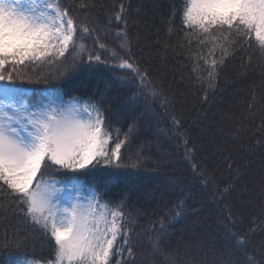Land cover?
Returning <instances> with one entry per match:
<instances>
[{
	"label": "trees",
	"instance_id": "16d2710c",
	"mask_svg": "<svg viewBox=\"0 0 264 264\" xmlns=\"http://www.w3.org/2000/svg\"><path fill=\"white\" fill-rule=\"evenodd\" d=\"M63 3L78 25L95 29L83 41L85 50L77 54L70 48L63 57L25 61L14 69L9 64L3 72H12L13 85L32 89V99L43 98V90L60 89L65 101L99 103L112 132L108 147L117 131L120 139L128 135L121 159L139 167L117 170L120 179L109 182L112 169L97 167L85 175L46 163L38 179L68 182L79 175L103 203L123 202L131 231L122 249L131 247L132 256L118 252L112 264H167L168 253L190 261L202 252L212 264L250 259L264 264V52L255 37L217 32L201 42L205 34L183 23L185 0ZM90 54L104 62H89ZM121 57L147 71L159 97L142 89L135 73L119 67ZM201 172L208 183H202ZM19 208L0 193V241L6 234L26 236V246L13 250L15 258L51 264L53 241ZM175 212L180 214L173 218ZM160 221L166 229L164 252L153 255L151 239ZM5 259L0 254V264Z\"/></svg>",
	"mask_w": 264,
	"mask_h": 264
},
{
	"label": "snow or ice",
	"instance_id": "6c2138e0",
	"mask_svg": "<svg viewBox=\"0 0 264 264\" xmlns=\"http://www.w3.org/2000/svg\"><path fill=\"white\" fill-rule=\"evenodd\" d=\"M123 11L121 5L120 13ZM116 19L120 20L121 15ZM182 19L186 27L195 26L205 34L201 42L214 38L217 32L235 33L246 39L254 36L264 52V0H185ZM94 31L86 24L78 25L63 0H0V82L7 81L0 83V193H6L12 204L20 206L25 219L53 241L51 264H112V256L122 251L131 257V247L122 249L129 242L131 229L123 202L114 206L103 203L95 188L79 175L70 177L68 182L45 180L42 175L38 179L42 167L47 163L85 175L103 167L113 170L107 175L111 182L120 179L117 170L135 169L139 164L121 159L128 135L120 139L117 131L116 142L108 147L112 132L105 128L99 103L65 101L59 89L43 90V99L32 100L33 90L13 85L12 72L5 75L3 69L9 64L14 69L25 61L63 57L70 48L79 54L85 50L83 41ZM93 38L99 48L106 47L98 36ZM125 46L126 41H122L121 47ZM111 55L118 53L113 50ZM88 60L104 62L98 54H90ZM216 63L213 59L212 66ZM119 67L135 73L142 89L154 97L160 96L151 86L146 70L122 57ZM200 177L202 183L209 182L202 172ZM230 189L231 185H226L224 191ZM179 214L173 213V218ZM165 235L164 222L160 221L159 230L151 239L153 255L164 252ZM235 240L244 245L243 239ZM26 244V236L6 234L0 241V254L6 256L4 264H26L25 260L16 259L13 251ZM178 255L168 253L167 264H212L203 258L207 253L190 261L180 260ZM248 264L255 261L250 259Z\"/></svg>",
	"mask_w": 264,
	"mask_h": 264
},
{
	"label": "rangeland",
	"instance_id": "374dc122",
	"mask_svg": "<svg viewBox=\"0 0 264 264\" xmlns=\"http://www.w3.org/2000/svg\"><path fill=\"white\" fill-rule=\"evenodd\" d=\"M37 69V68H36ZM43 70H41V69H37V72H42ZM30 90H32V89H30ZM59 91L62 93V95H63V92L59 89ZM40 97H43L42 95L40 96ZM32 98V97H31ZM37 99H39V97L37 98ZM40 99H43V98H40ZM73 99H75V98H72V99H68V100H73ZM32 100H36V98L35 99H32ZM76 100H78V99H76ZM80 101H82L81 99H79ZM23 134V133H22ZM16 259H20V258H16ZM21 260V259H20ZM22 260H24V259H22ZM26 261V264H32L30 261H27V260H25ZM34 264V263H33Z\"/></svg>",
	"mask_w": 264,
	"mask_h": 264
}]
</instances>
